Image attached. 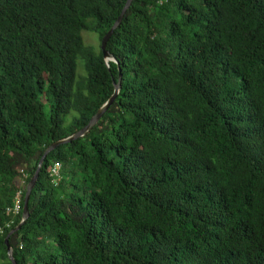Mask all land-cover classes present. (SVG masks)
I'll return each mask as SVG.
<instances>
[{"label":"trees","instance_id":"1","mask_svg":"<svg viewBox=\"0 0 264 264\" xmlns=\"http://www.w3.org/2000/svg\"><path fill=\"white\" fill-rule=\"evenodd\" d=\"M128 1L0 0V264L121 77L17 264H264V0H135L107 64Z\"/></svg>","mask_w":264,"mask_h":264},{"label":"water","instance_id":"2","mask_svg":"<svg viewBox=\"0 0 264 264\" xmlns=\"http://www.w3.org/2000/svg\"><path fill=\"white\" fill-rule=\"evenodd\" d=\"M135 0H129L120 19L118 20V22L115 24L114 28L111 30V32L104 38V40L102 41L101 44V50L103 52L104 55V59L106 61V63H115L117 65L118 62L117 60L107 51V46L108 43L110 41V39L112 38V36L114 35L115 31L121 26L125 15L127 14V12L130 10L132 4L134 3ZM122 89V77L120 78L118 83H115V94L113 95V97L103 105V107L98 111V113L93 117V119L90 121V123L88 124V126H86L84 129H82L81 131H79L77 134H75L74 136L58 141L56 143H54L46 152V154H44L43 158L40 161L38 170L35 174V176L33 177L32 181L30 182V184L27 187V193H26V197H25V204H24V210H23V217H22V221L21 224L15 228L12 232H10V234L8 235V237L6 238V246L8 248V256L9 259L12 261L13 264H17L14 256H13V248L10 244V238L16 234L17 232H19L22 227L24 226V224L29 220L30 218V210H29V202L33 193L34 188L36 187V184L38 182V179L40 177V173L43 167V164L45 162V160L47 159V157L49 156V154H51L52 152H54L55 150H57L59 147L72 143L73 141H76L79 138L84 137L85 135H87L90 130L97 126L98 123L101 121V119L103 118V116L109 111V109L112 107V105L115 103L116 99L119 97L120 91Z\"/></svg>","mask_w":264,"mask_h":264},{"label":"built area","instance_id":"3","mask_svg":"<svg viewBox=\"0 0 264 264\" xmlns=\"http://www.w3.org/2000/svg\"><path fill=\"white\" fill-rule=\"evenodd\" d=\"M61 165L56 164L55 167L52 169L51 176L54 178V182L57 184L61 179ZM23 212V206H22V193H18L15 199L14 207L11 209H8L7 214L11 216H20ZM9 227V225H8ZM3 233V230H1Z\"/></svg>","mask_w":264,"mask_h":264},{"label":"rangeland","instance_id":"4","mask_svg":"<svg viewBox=\"0 0 264 264\" xmlns=\"http://www.w3.org/2000/svg\"><path fill=\"white\" fill-rule=\"evenodd\" d=\"M83 36L85 39V43L88 47L89 46L94 47L97 49V51L101 50V44L102 43H101V41L97 35L85 33ZM82 70H83V64H81L80 73L82 72ZM48 110L50 111V108Z\"/></svg>","mask_w":264,"mask_h":264}]
</instances>
